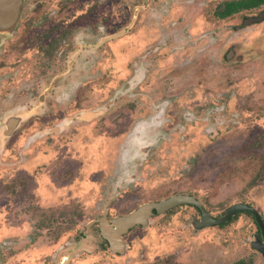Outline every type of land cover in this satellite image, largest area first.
Masks as SVG:
<instances>
[{
    "label": "flooded vegetation",
    "instance_id": "1",
    "mask_svg": "<svg viewBox=\"0 0 264 264\" xmlns=\"http://www.w3.org/2000/svg\"><path fill=\"white\" fill-rule=\"evenodd\" d=\"M9 2L14 0H0L1 28L14 17L10 12L14 11L13 6H2ZM49 3L50 0H19L17 24L0 32V222L5 223L0 227V264H70L80 257H90L95 249L115 250L120 254L127 248L125 240L129 233L148 227L149 221L136 224L117 237L111 231L115 229L113 222L141 206L177 196L194 202L175 205L160 216L188 207L197 213V218L190 217L194 230L233 226L231 230L240 231H231L232 245L226 250L235 258L229 264H251L245 259L249 253L255 254L259 264H264V201L256 196V193L264 195V175L247 191L253 201L233 203L217 216L198 197L187 193L185 189L189 187L185 180L175 182L172 175H167L164 181L149 184L151 178L165 171L167 162L170 169L176 164L174 159L180 144L186 145V152L177 162L187 164L184 156L189 150L191 128L212 131L215 135L227 130L233 135L235 146L239 140L242 149L264 151V85H255V82L264 83V0H140L133 7L145 16H141L138 26L141 28L130 42L135 50L125 52L123 57L120 55L116 64L122 73L119 82H125L127 89L117 96L107 95L103 100L109 103L107 108L97 110H92V102L79 97L82 86L78 82H107L105 70L97 74L100 70L95 64L98 62L95 54L119 35L114 32L98 37L105 29L110 32L112 0H54L55 9L47 6ZM125 10L127 15L123 16L120 26L127 29L123 36H129L128 29L132 26L126 24L131 15L126 7ZM94 11L98 12L97 31L93 27ZM155 22L157 30L152 27ZM194 23L201 26L193 30ZM150 27L153 29L150 32L142 30ZM128 45L115 47L114 51L126 50ZM130 61L134 69L128 68ZM226 70L232 71L230 82H245L244 89L234 85L230 95L220 92L214 99L217 103L211 102V107L205 109L204 93L201 96L169 94L163 98L150 88L158 85L157 82H174L173 77L178 73L183 74L178 82L192 80L190 73L201 76L202 82H226L223 76ZM165 72H172V79L164 77ZM49 73L54 78H48ZM51 82L56 85L55 92L62 88V82L70 87L77 82L64 98L70 104L57 105L62 96L53 94ZM144 84H148L144 86L146 90L142 88ZM259 87L258 94H238L240 89L249 93ZM112 104L116 110H111ZM211 116L217 117L214 130L209 121ZM181 123L186 125L185 131L181 130ZM100 125L105 130L97 136ZM154 142L164 143L167 160L159 149L153 148ZM15 175L23 177L21 182L28 184L27 193L31 197H39L42 206L32 210L42 218L55 213L50 208L54 202L69 205L70 199L79 196L91 210L103 200L101 212L81 228L77 224L80 216L66 208L67 215H73L67 227L75 228L76 233L65 246L55 244L54 250H43L45 255L41 256L42 249H29L33 243L29 237L16 242L5 238V230L14 233L26 223H17L14 219L16 200L18 203L25 200L23 193L14 192L11 181ZM4 183L10 185L4 186ZM30 183L35 186L31 191ZM259 188L262 189L255 191ZM151 191L154 195L143 196ZM118 203L120 206L116 208ZM240 205L244 209L218 224L206 225V218L202 216L204 210L212 219H220L228 209ZM111 211L115 214L109 216ZM26 214L29 211L24 208L23 215ZM243 214L250 218L253 232L249 253L238 258V235L245 227L236 222ZM59 220L63 224L64 218ZM181 235L178 240L166 238L168 241L164 244L159 237L153 238L151 246L155 251L184 247L187 235L185 232ZM222 237L221 234L218 241ZM224 253L221 243L209 245L202 241L194 258L208 256L203 264H221ZM172 255L167 257L186 261Z\"/></svg>",
    "mask_w": 264,
    "mask_h": 264
},
{
    "label": "rangeland",
    "instance_id": "2",
    "mask_svg": "<svg viewBox=\"0 0 264 264\" xmlns=\"http://www.w3.org/2000/svg\"><path fill=\"white\" fill-rule=\"evenodd\" d=\"M121 1L125 2L120 3ZM139 1L140 0H112V18L110 32L105 29V31L103 32L104 34L100 33L98 37L104 36L107 33L114 32H118L117 34L119 35L115 40L102 47L101 52L95 54V56H97L96 60H98V62H96L95 64L96 67L100 70L97 74H102L101 70H105L106 75L104 76V79L107 82H78L79 86H82V92L79 97L83 98V100L85 101L89 100V102H92V110L105 108L107 104H109H105V102L103 101L107 95L111 97L117 96L124 93V91L127 89V84L125 82H119L121 77L120 75L122 73L116 66V64L119 60L118 58L120 55L123 57L125 52L127 53L135 50L134 46L131 45L130 42L134 40L137 31H139L141 28L138 27L140 24L139 21L141 20V16H145L144 12H142L138 8L133 7V5H137ZM122 4H126L125 7L127 8V11H129L128 15H131V20L126 24L128 27L132 26V29H128V31L131 32L129 36H123V34H125L124 30L127 31V29H125L124 26H120L123 16L127 15L125 7ZM47 6H49L51 9H55L56 3H54V0H50V3ZM84 9L85 8H83V10ZM78 10H81V7H78ZM97 13V11H94L93 14V19H95L93 27L95 31L98 30ZM114 21H116V23H113ZM125 22H127V20H125ZM156 22L155 26H152L154 30H157L159 28L156 25ZM197 23L193 24V30H196L197 27L201 26ZM149 24L151 25V23ZM152 27L147 30H142L150 32L151 30H153ZM262 31H264V29H262ZM237 40L241 41L240 39ZM126 43L129 44L126 50H121V52L114 51L115 47L124 46V44ZM246 44L248 43H245V45ZM101 56H103V59H101ZM133 60H136V58L134 57ZM123 65H126V61L125 63H123ZM130 66L134 69L133 61L129 62L128 68ZM165 73L166 74H164V77L171 78L172 72L169 74H167V72ZM223 73L226 82H202V77L198 74L193 73H190V78L192 80L188 82H178V79H181L183 77L182 73H178L173 77L174 82H157L158 85H150V88L154 89V94H162L163 98L168 96L169 94H191L192 96H201V94L204 93L207 96L206 106L204 107L205 109L211 107V102L217 103L214 99H217V95L220 92H226V95H230L234 85L240 86L241 89H244L243 85L245 82H230V79L233 78L231 74L232 71L226 70ZM245 74H247V71ZM64 76L66 77L67 75ZM47 77L51 79L54 78V75L52 73H49ZM87 78H91V76ZM208 78H213V76ZM75 83L77 82L72 83L71 88L70 85H66L62 82V88L58 89L57 92H55L54 89L56 85L54 82H51L50 88H53V94L62 96L61 100L56 102L58 106L62 104L65 107L71 103L64 98L71 93L72 89H74ZM255 85L262 86L264 85V83L255 82ZM144 86L147 87L148 84H144L142 87L143 90H146ZM157 86H159V90H157ZM69 89L71 90L69 91ZM241 89L238 94L252 95L254 93L258 94L261 88L259 87L255 92L250 91L249 93L246 90L241 91ZM50 100L53 101V99ZM112 105L113 106L111 107V110H116V108H114V104ZM84 108L85 107L80 108V110H83ZM212 108H210L209 110H211ZM261 110H263V108H261ZM37 114L38 111L36 110L35 115ZM212 116L209 121L211 123V130H214V128L216 127L215 119L217 117L215 116L212 118ZM99 127L100 129L96 131L97 136L105 130L104 126L100 125ZM181 127V130L185 131L186 125L181 123ZM226 131L227 130H225L222 135H215L212 134V131L207 133L204 132V130L200 132L198 129L191 128L188 133V138L190 139L188 140L189 150L184 156V158L188 160L187 164L182 165L181 161L177 162V159H180L182 154L186 152V145L184 146L180 144L179 153L175 156L174 159L176 164L170 169L167 162L165 171L162 174L151 178L149 184L152 183V185H154L155 183L153 182L161 181L162 179V181H164V179H167V175H172L175 179V182L180 181L182 183V181L185 180L186 184H188L189 187V189H185L187 193L198 197L213 216L219 215L223 211V209L233 203H250L251 201H253L250 192L248 194L247 191L252 183L255 184L258 180H261L262 175H264V151L254 150L253 152H251L247 149H242L239 140L237 141L239 144L235 146L233 143L234 140L232 139L233 135L228 131L226 133ZM164 146V143L155 144L154 142L153 148L159 149V152L163 153L165 159L167 160V151H164ZM237 147L240 148L238 149ZM257 148L258 147L254 149ZM246 150L249 152H246ZM17 177L20 178L19 181H17ZM22 179L23 177L21 175H15V179L11 181L14 192L23 193L25 198L24 202L21 203H18L16 200L14 219L17 220V223L25 221L26 223L22 226V229L16 230V232L14 233L13 231L5 230V238L8 237L10 238V241L16 242L17 239H20L22 237H29L33 241L29 249L32 251L42 249L41 256L45 255V253H43V250L48 251V248L54 250L57 246H65L72 239V235L76 233L75 228L70 229V227H67L73 215H67L66 208H68L72 214H76L75 216H80L77 224L81 228L86 223L98 217L101 212L100 207L103 200H99L98 204H94V210H91L87 207L88 203L85 202L86 200L79 196L78 199H70L69 202L71 203L69 205L63 204L64 202L62 200H58V202L62 201L63 203L54 202L50 208H52V211L55 210V213L52 214L51 217L42 218L43 216H40L38 213L35 214L32 210L38 209V207L41 205V203L39 202V197H31L27 193L29 191V189L27 188L28 184L26 182H21ZM29 180L31 179L29 178ZM8 184L9 183H4L3 185L7 186ZM29 185H31V191L35 186L33 183H30ZM4 189H6V187ZM261 189L262 188L255 189V191ZM152 192L153 191H151L150 193H146L143 196L149 198L150 195H154ZM169 194L170 192L168 191L167 195ZM256 196L257 198H260L262 201H264V195L261 197L256 193ZM132 199H134V197L129 198L130 203L133 202ZM115 200H117V198ZM119 206V203L116 204V208H119ZM24 208L29 211V214L23 215ZM108 214L110 216L115 213L114 211H111ZM160 215H162V213H156L155 215L150 216L147 220L149 221L148 227L146 226L142 229H134L129 233L125 240L127 248L124 252L118 254V252L115 250L103 251L102 249H95L94 253L92 252L93 255H91L90 257H80V259L76 260L75 262L71 261L70 264H183L181 262L187 264H203L209 259L208 256L204 258L202 256L200 257L196 255V258H194L195 250L200 244L202 245V241H205L209 245H215L219 242L223 247H225L226 253H224L223 261L221 264H229L234 260L235 257L233 256V254H231V252L227 253L226 247L232 245L230 236L231 231L238 232L240 231L239 229L231 230L233 226H230V230L228 229V227L222 228L221 230H218L216 228H207L206 230L205 228H203L200 231L194 230L190 225V217L197 218V213L194 212L193 209L188 207H183V209L169 212L164 216ZM59 217L64 218V220H62L63 224H60L61 221L59 220ZM151 218L153 219L151 220ZM236 223L238 226L243 225V227H245V230L243 232H239L241 234L238 235L237 240L238 246L240 247L237 257L240 258L242 255L249 253L248 244L252 237L251 234L253 232V226H250L251 220L244 214L239 215ZM4 224L5 223L1 221L0 227H2ZM184 232L187 235L184 242V247H176L172 251H155V249H153L155 247L151 246L154 243L152 242L153 238L159 237L161 239L160 243L164 244V242L168 241L166 238H174L175 240H178L182 236L181 234ZM221 234L223 235V237L221 241H218ZM141 235H146V238L140 240L139 238L141 237ZM55 244L57 246H54ZM36 255H39V253H37ZM169 255L180 256L186 261L180 262L176 258L167 257ZM245 259L250 261L251 264H259V261L255 257L254 253H249V255L245 256ZM68 260L70 261V258Z\"/></svg>",
    "mask_w": 264,
    "mask_h": 264
},
{
    "label": "water",
    "instance_id": "3",
    "mask_svg": "<svg viewBox=\"0 0 264 264\" xmlns=\"http://www.w3.org/2000/svg\"><path fill=\"white\" fill-rule=\"evenodd\" d=\"M7 5L8 7H12V6L14 7V11H10L14 13L13 15L14 17L12 20L6 21L5 26L3 28H1V23H0V32L1 31L4 32V30L13 29V27L18 22L19 16H18L17 10L20 9L19 0H14V2H9V4L2 3L3 7ZM7 25H9L8 28H6ZM189 202L193 203L194 201L191 198H188L185 196L183 197L177 196V197H172V198H169L167 200H163L157 203L141 206L140 208H138L131 214L115 220L113 222L115 225V229L111 231L114 233V236L117 237V234L128 231L130 228H132L136 224H143L146 220H148L150 216L155 215L156 213L160 214L172 208L175 205L185 204ZM242 209H244V206H241V205L234 206L233 208L228 209V211L220 219H212L207 213H203L204 210L202 209L203 210L202 216L206 218L205 219L206 225H214V224H218V223L225 221L232 213H234L235 211H240Z\"/></svg>",
    "mask_w": 264,
    "mask_h": 264
}]
</instances>
